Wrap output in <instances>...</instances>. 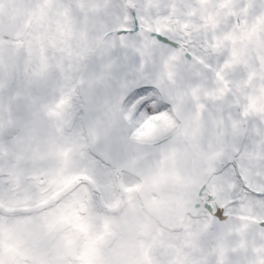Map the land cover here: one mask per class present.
<instances>
[{
  "label": "snow or ice",
  "instance_id": "obj_1",
  "mask_svg": "<svg viewBox=\"0 0 264 264\" xmlns=\"http://www.w3.org/2000/svg\"><path fill=\"white\" fill-rule=\"evenodd\" d=\"M0 264H264V0H0Z\"/></svg>",
  "mask_w": 264,
  "mask_h": 264
}]
</instances>
